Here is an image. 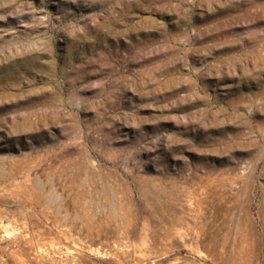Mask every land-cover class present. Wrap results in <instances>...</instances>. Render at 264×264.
<instances>
[{
	"label": "rangeland",
	"instance_id": "1",
	"mask_svg": "<svg viewBox=\"0 0 264 264\" xmlns=\"http://www.w3.org/2000/svg\"><path fill=\"white\" fill-rule=\"evenodd\" d=\"M0 264H264V0H0Z\"/></svg>",
	"mask_w": 264,
	"mask_h": 264
}]
</instances>
